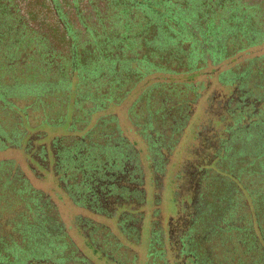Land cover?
<instances>
[{
    "label": "trees",
    "instance_id": "trees-1",
    "mask_svg": "<svg viewBox=\"0 0 264 264\" xmlns=\"http://www.w3.org/2000/svg\"><path fill=\"white\" fill-rule=\"evenodd\" d=\"M248 1L0 0V57L13 35L29 36L25 41L26 48L22 49L20 64L23 65L32 53H38L41 49L37 45L41 40V46L48 50L47 57L41 60L48 61L49 65L45 81L51 86L62 83L65 87L63 118L60 110L56 119V114L50 112L45 103L41 104L37 96L27 101H36L33 105L45 114L42 125L34 127L29 124L28 102L25 108L16 105L15 116L19 124L26 125V137L32 136L33 130H41L40 142L46 139V133L41 128H66L67 135L53 140L50 154L55 161L54 168L60 185L74 205L86 209L94 217L92 211L96 207L109 215L110 203L114 198L136 200L143 210L146 208L140 159L135 145L125 137L114 109L126 103L143 80L160 73L164 75L163 82L155 81L145 95L132 102L128 113L132 125L141 128L140 133L148 146L147 159L151 163V170L155 169L157 174V161L163 158L160 147L164 143L169 144L181 131L185 124L183 122L190 116L191 105L198 99L200 90L205 89L202 83H196V79L204 74L210 77L215 75L225 91L235 93L242 82L238 77L227 79L230 71V75L235 73L233 67L218 73L216 68L205 72L206 67L209 64L216 67L231 58L234 62L237 59L233 57L247 55L251 48L264 43V33L260 40L256 38L255 41L246 36L247 30H242L239 37H233V41L236 39L240 43L242 39L240 53L224 56L222 61L208 55L212 53V48L205 43L211 40L214 33L224 35L226 24L232 28L236 26L237 19L254 20V16L259 19L261 13V19L264 18V10L261 12L256 4L251 7L257 6L259 9L251 13L236 11L241 5L244 9ZM245 38L250 41L245 43ZM252 58L264 66V53ZM241 63L243 61L238 64ZM258 73L259 76L253 78L259 86L257 89L262 87V92L256 95L241 84V89L248 92L242 100L260 97L264 101L263 67ZM166 75H185L189 81L177 83L168 80ZM37 77L42 81L43 75ZM188 85L194 91L192 100L184 104L176 103H180V99L187 100L185 87ZM53 92L51 96L55 99ZM239 106L236 104V108ZM226 113L229 119H225L227 116L224 115L223 123L214 121L216 128H221L226 121V124L234 122V126L229 131V138L219 137L226 148L216 153L218 157L207 173L210 185L204 190L207 192L206 200L214 195L218 199L207 200L205 210L195 222L189 248L194 252L196 264H243L246 257L252 258L247 264H264V115L245 123L242 121H246L245 117L234 119L236 114L231 110ZM182 117H185L184 121ZM254 120L257 121L251 123ZM240 124L244 127L249 125V130L245 128L234 132ZM260 129H263L261 134L258 132ZM253 136L258 139L255 152L242 153L238 140L244 137L249 142ZM64 143H67L65 147ZM2 145L0 149L12 148L3 141ZM33 145L29 140L24 150L30 162L35 160L38 168L45 169L49 151L45 148L34 150ZM15 146L19 148L20 144L16 143ZM78 148L83 156L92 154L103 165V171L91 180H84L73 169L67 168V172L61 169L63 153H75ZM108 157L115 160L120 158L121 164L109 165ZM31 164L30 168L34 170ZM0 168L8 172L3 187L8 192L21 195L18 201L21 203L1 213L0 264H17L23 260L24 264H94L69 238L51 200L33 188L21 172L14 171L13 161L1 160ZM127 180H130V189L118 188L121 184H127ZM99 189L102 195H99ZM242 202L245 206L243 212L251 220L244 224L239 234L234 217L237 204ZM129 207H125L123 213L132 216L128 221L131 225V222H136V213L132 204ZM108 215L103 219H112ZM76 223L88 245L97 249L103 259L114 264H127L129 259L136 262V254L109 225L82 216L77 217ZM118 228L127 241L134 242L141 236L138 228ZM155 243L160 244V240L152 234L149 256L154 258V264H167L164 260L160 262L164 253L152 252L157 250V247L154 249ZM227 250L232 253L243 251L246 257L240 254L226 260ZM40 251L42 254H39Z\"/></svg>",
    "mask_w": 264,
    "mask_h": 264
},
{
    "label": "rangeland",
    "instance_id": "rangeland-1",
    "mask_svg": "<svg viewBox=\"0 0 264 264\" xmlns=\"http://www.w3.org/2000/svg\"><path fill=\"white\" fill-rule=\"evenodd\" d=\"M254 3H253V2ZM261 3V4H260ZM256 4L260 7L263 12L264 10V2L262 0H250L247 4H244V9L241 6L236 8V11H241L244 13H251L254 9L258 8L257 6L251 7ZM259 9V8H258ZM261 15L259 19L255 16L254 20L251 18H244L243 20L237 19L236 26L229 27L228 24L225 25L227 27V31L225 34H219L218 36L214 33L210 38L211 40H207L205 45L209 48H212V53L210 52L208 55L211 57H216L217 61H222L224 56L227 57L232 55L235 52H238L240 49V45H242V39L240 42H237L235 39L233 41V37H239V33L242 30H247V35L250 36L251 40L256 41L261 39V35L264 33V18L261 19ZM252 22H255L252 24ZM199 25V22H197ZM212 28V27H211ZM193 36L196 35L193 34ZM18 37L16 34L13 35L12 39H9L7 42V49L2 52L0 57V145L3 143L12 148L0 149V161L1 160H12L14 163V171H19L25 176L33 188L41 191L44 196L51 200V202L56 207L61 223L64 224L65 229L68 233L69 238L75 243V245L80 249L82 253L88 256L94 264H114L109 262L106 259L101 257V254H95L93 249L86 244V239L79 230V227L76 223L77 217H92L95 221L102 222L110 226L112 231L117 234L123 241L130 246V249L133 250L134 254L137 256V260L133 263V260L128 261L127 264H154V258L149 256V235L153 234L158 237L160 243L154 244V249L157 247L156 251H152L153 253L161 252L162 247L164 249L168 248L167 243V226L168 220L170 217L176 216L177 208L175 206V196L176 190L181 185L183 179V167L185 166L186 159L188 158V152L190 149L195 147L201 139V133L203 130V125L207 121L208 112H209V102L212 100L214 96L217 95L218 92H223V86L220 84L218 78L213 76H207L204 74L196 79V83H202L205 86L204 90H200V95L198 99L194 100V103L191 105L190 116L185 121V117H182L181 120L184 121V127L178 132L175 137L172 138L171 142L164 143L163 146L160 147L161 153L163 155L162 159H158L157 168L155 174V169L151 170V163L147 159L148 154V146L146 142L142 138V134L140 133L141 128L135 127L129 120V107L132 102L138 99L141 95H145L147 89L155 83V81L159 80V82H163V74L153 75L145 80H143L140 84L137 85L135 91L124 103L121 107L114 109L119 117V122L121 128L125 134V137L130 141L131 144L135 145L136 154H138L140 159V164L142 168V174L145 179L146 191H147V206L145 208V220L142 222L141 227H144V230L140 231V238L135 239L134 242L127 241L120 233L117 226V222L112 219H103L92 216L86 209L78 207L74 205L72 200L68 197V195L64 192L63 188L60 185V182L57 177V173L55 172V161L50 154L51 146L49 147L53 140L58 137L67 135V130L65 129H52L49 127L41 128L46 133V139L35 141L34 135L40 133L41 131L33 130V135L30 137H26L24 132V128L26 129L25 124H19L18 120L15 116L16 114V103L19 107H21L24 103L31 101L35 98L40 100L41 104L45 103V107L56 116V119L59 118V114H62L63 118V109L66 100V93L64 85L57 84L51 86L47 81L46 72H48L49 65L47 62H42L41 60L44 57H47L48 50L44 48L42 45V41L34 42L37 43L41 49L37 51L38 53H32L30 57H28V62L25 64H20L22 59V49H25L26 40L28 41V37L23 38ZM245 43L249 42L250 39L245 38L243 40ZM201 44V43H200ZM27 45V44H26ZM240 53V52H238ZM237 53V54H238ZM264 53V43L257 48H251L247 55L241 54L238 55L233 62V59H229L227 62H222L216 67L211 66L209 64L206 67L205 72H210L211 70H216V73L221 72L223 70H227L230 67H233L234 74H228L227 79H232L238 77L241 80V84L246 86L251 90L254 94L259 95L262 91L260 90L262 87L257 85V81L253 78L255 76H259V69L264 66L261 65L257 60L252 57L262 55ZM245 60V61H244ZM244 61L241 64L240 62ZM39 75H43L42 81L41 78L37 77ZM168 80L176 81L177 83H184V81H189L188 76L185 75H166ZM164 77V78H165ZM188 85L185 90V94L187 100L180 99V103L176 101L178 104H184L185 102L189 103L192 100L194 95L193 89L189 88ZM183 88V89H185ZM55 90V92H53ZM156 90V89H155ZM259 90V91H258ZM62 91V92H59ZM55 96V99L52 98L51 94ZM59 92V93H56ZM157 92V91H156ZM56 93V94H55ZM37 96V97H36ZM28 100V101H27ZM36 102V101H32ZM48 102V104H47ZM168 106L167 108H169ZM61 112L59 113V111ZM59 113V114H58ZM37 114V113H36ZM98 117V116H97ZM95 117V119L97 118ZM179 118V115L177 116ZM181 117V116H180ZM54 119L53 121H55ZM95 120H93L94 122ZM93 125V123H92ZM90 125L89 128L92 126ZM20 126V127H19ZM37 126V125H35ZM22 128V129H21ZM263 131L260 129L258 132ZM30 133V132H29ZM36 133V134H35ZM81 133L80 135H82ZM202 135H206L203 133ZM176 138V139H175ZM237 144L240 145L239 150L242 149V153L255 152V148L257 146L258 139L256 137H252L251 141H246L244 137H240ZM34 146V150H37L42 145L48 146V155L47 161L45 162V169L40 167L38 168L36 164L38 163L35 160H31L33 163L34 170L30 168V158L27 156L24 149L27 148L28 142ZM176 140V141H175ZM20 144L18 146H15ZM37 143H41L38 145ZM67 143H64L65 147ZM3 146V145H2ZM158 148V146L156 147ZM155 148V149H156ZM80 148L76 149V152L73 151L70 153H63L61 169L63 172H67L66 169L70 168L79 172L81 177H84V180H91L97 173L103 171V165L98 163L97 160L94 159V155L86 154V156L82 155ZM114 156V154H112ZM109 165H120V158L113 159L112 157H108ZM94 160V161H93ZM161 160V161H160ZM243 164L246 162L242 161ZM117 163V164H116ZM32 165V164H31ZM10 171V170H8ZM12 171V170H11ZM8 172L5 169L0 168V220L1 213L6 212L9 208L14 207L20 201V197L17 193L8 192L6 188L3 187L4 182L6 181V174ZM154 195H156L158 203L153 202ZM208 199L212 201H216L218 198H213L208 196ZM209 204V203H208ZM238 208L236 210L235 219V227L237 228L238 233L240 234L241 229L244 227L245 223H248L251 220L249 215H246L243 212L245 206H243V202L237 204ZM14 210V209H13ZM12 212V211H11ZM158 214V215H157ZM251 223V222H250ZM152 225V227H151ZM156 225V226H155ZM157 230H162L157 231ZM153 228V229H152ZM154 232V233H152ZM161 234V236H160ZM163 240L164 246H163ZM190 251H192L190 249ZM42 254V251L39 252ZM133 254V255H134ZM244 252L239 251L233 252L227 250L226 260L228 257L239 256ZM237 258V257H236ZM169 262L168 264H174L175 259L169 250L166 252V258ZM241 260V258H239ZM243 260V264H247L251 262L252 258L246 257ZM237 262V260H234ZM23 261H19L17 264H24ZM192 264V262H189ZM162 264H164L162 262Z\"/></svg>",
    "mask_w": 264,
    "mask_h": 264
},
{
    "label": "flooded vegetation",
    "instance_id": "flooded-vegetation-1",
    "mask_svg": "<svg viewBox=\"0 0 264 264\" xmlns=\"http://www.w3.org/2000/svg\"><path fill=\"white\" fill-rule=\"evenodd\" d=\"M237 88L238 89L235 91V93H231L229 91L228 92L225 91L223 87L224 89L223 92H218L216 97L214 96L215 98L213 102L212 103L211 101L209 102L210 104H209L208 117H207V121L203 125L204 131L201 133V139L198 142V144L192 149H190V151L188 152V158L186 159L185 166L183 167L184 175L183 177H181L183 181L181 185L178 187L179 189L176 190V196L174 199L175 206L177 208L176 216L170 217L168 220V226H167L168 248L164 249L162 247L161 253H164L165 255L160 262L164 260L168 264L169 260L165 258H166V252L167 250H169L171 254L174 256L175 259L174 264H190L189 263L190 261L192 262V264H196L197 261L196 257H194L193 255L194 252L190 251L189 244L191 242L190 237H192L191 234L195 227V222L197 221L199 215H201L202 211L205 210L204 206L208 200V198L207 200L205 199L207 192L204 191L207 185L208 184L210 185V181L208 180L209 177L207 176L208 169L216 161L218 157L216 153H219L220 151H224L226 148L225 144H221L222 140H220L219 138L220 135L225 136L226 139L229 138L231 135L229 131L234 126V122L231 121L230 123L226 124L227 123L226 121V123L223 124L222 127L218 129L216 128V124L214 121L219 120L221 122L222 117L224 115L227 116L226 112H228L229 110H231L234 114H236L234 119L245 117L246 121L245 119L242 120L245 123L247 122V120H252V118L256 116L264 115V107L263 106L261 107V105L264 102L263 99L260 97H248L247 99L245 98L244 100H242V97L246 96L245 94H248V92L246 90L241 89V84H239ZM236 104H239L240 106L236 108ZM16 105L18 106L17 103ZM21 107L25 108V103ZM230 108H235V109L232 110ZM225 119L228 120L229 116H227V118ZM27 120L31 126L34 127L35 125L39 126L42 125V123L44 122L45 114L43 112L41 113V110H39V108H36L33 105V102H28ZM255 121L257 120H254V122L252 121L251 123H255ZM242 125L243 124H240L238 129L234 130V132H238L241 131L242 129L249 128V125L245 127ZM225 129H227L228 131H225ZM203 133H206V135H202ZM40 138H41V133H37L36 135H34L35 141H38ZM50 146H52V143L50 144ZM42 148L48 150V146L44 144L38 148V151H41ZM143 181L145 183L144 178ZM129 182L130 180H127V184L125 185L121 184L118 186V188L123 189L124 187H128L130 189L131 185L129 184ZM142 190H144V194H145L144 198L146 200L145 203L147 205L146 185L145 187L142 188ZM98 191H99V195H102L100 189ZM156 201L158 203L157 197L156 195H154L153 202L156 204ZM131 204L133 208L135 207L134 212L136 214L134 215V217L136 218V222L135 223L131 222L130 225L128 221L131 220L132 216L125 215L123 211L126 208H130L129 206ZM141 209H142L141 204H139L136 200L126 201L125 199L114 198L113 200H111L110 203L109 215L105 213L103 214L99 210V207H96L95 210L92 211V214H94L95 217L97 218L99 217L104 218L107 217L108 215V217L112 218V220L117 222V226H120L121 228L122 226L124 228L135 227L138 228L140 233V231L144 230V227H141V224L145 220V209L144 210ZM157 231H161L162 234V230H157ZM151 237L152 234L149 235V243ZM164 241L165 240H163V244ZM86 244L88 245L87 242ZM91 248L93 249V247ZM93 250L95 254L99 253L97 249H93Z\"/></svg>",
    "mask_w": 264,
    "mask_h": 264
}]
</instances>
